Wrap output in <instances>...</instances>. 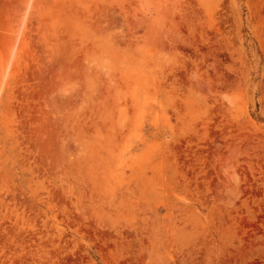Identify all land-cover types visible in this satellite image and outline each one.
Listing matches in <instances>:
<instances>
[{"label": "rangeland", "instance_id": "374dc122", "mask_svg": "<svg viewBox=\"0 0 264 264\" xmlns=\"http://www.w3.org/2000/svg\"><path fill=\"white\" fill-rule=\"evenodd\" d=\"M0 264H264V0H0Z\"/></svg>", "mask_w": 264, "mask_h": 264}]
</instances>
